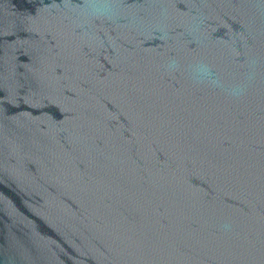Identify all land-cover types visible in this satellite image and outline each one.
I'll return each mask as SVG.
<instances>
[{
    "label": "water",
    "instance_id": "water-1",
    "mask_svg": "<svg viewBox=\"0 0 264 264\" xmlns=\"http://www.w3.org/2000/svg\"><path fill=\"white\" fill-rule=\"evenodd\" d=\"M0 264H264V0H0Z\"/></svg>",
    "mask_w": 264,
    "mask_h": 264
}]
</instances>
